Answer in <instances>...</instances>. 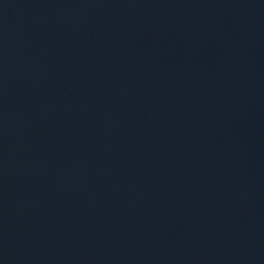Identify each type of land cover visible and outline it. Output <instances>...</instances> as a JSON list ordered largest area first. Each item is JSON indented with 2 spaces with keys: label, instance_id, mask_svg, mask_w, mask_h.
I'll return each instance as SVG.
<instances>
[{
  "label": "water",
  "instance_id": "95a60500",
  "mask_svg": "<svg viewBox=\"0 0 264 264\" xmlns=\"http://www.w3.org/2000/svg\"><path fill=\"white\" fill-rule=\"evenodd\" d=\"M0 264H264V0H0Z\"/></svg>",
  "mask_w": 264,
  "mask_h": 264
}]
</instances>
